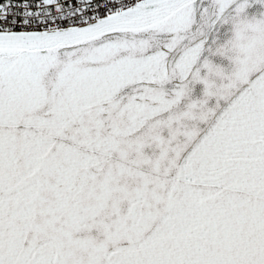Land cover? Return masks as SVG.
<instances>
[{"label": "snow or ice", "instance_id": "snow-or-ice-1", "mask_svg": "<svg viewBox=\"0 0 264 264\" xmlns=\"http://www.w3.org/2000/svg\"><path fill=\"white\" fill-rule=\"evenodd\" d=\"M0 264H264V0H0Z\"/></svg>", "mask_w": 264, "mask_h": 264}]
</instances>
